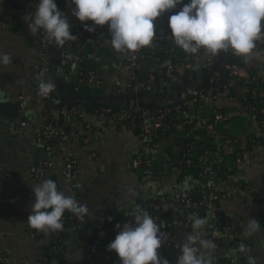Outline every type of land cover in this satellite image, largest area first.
<instances>
[{
	"label": "crops",
	"instance_id": "crops-1",
	"mask_svg": "<svg viewBox=\"0 0 264 264\" xmlns=\"http://www.w3.org/2000/svg\"><path fill=\"white\" fill-rule=\"evenodd\" d=\"M188 2L183 0L182 4L162 15L175 14ZM73 8L75 5H70V0H63L58 8L69 18L71 28L80 23L71 15ZM31 12L29 9L13 12L9 7L0 6V53L12 56L10 65H0V255L9 259L5 264H40L44 256H49V264H79L88 258L86 245L103 220L102 215L122 217L136 205L149 200L154 193H170L176 175L168 172L152 182L140 180L138 171L132 167V159L144 148L141 135L120 127L118 119L95 115L90 104L101 103L102 97L108 94L86 86L73 89L75 86L68 82L58 65L59 46L49 44L45 80L55 82L56 91L50 96L55 104L64 107L60 120L61 144L72 151L78 162V175L75 186H72L63 174L59 146L56 145L55 150L47 154L35 139V132L42 128L46 118L43 105L34 100L35 86L31 81L38 34L29 32L22 19ZM82 52L88 67L100 79L118 86L129 85L132 72L156 70L165 62L140 63L132 71L124 62V52H116L106 39L96 42L86 40L82 44ZM223 54L224 51L215 55L206 54L203 50L200 58L185 67L174 81L159 77L150 91L142 93L138 100L140 106L166 105L186 98L194 88L203 85L201 81L204 77H214L215 67ZM241 58L240 79L255 77L260 81L261 94H264V46L257 43L251 56ZM183 82L186 83L184 87L181 86ZM22 89L28 95L23 110L17 99ZM216 103L231 115L228 122L216 127L217 132L242 140L239 145L248 147L247 139L253 134L255 120L242 113L236 98L222 95ZM21 120L27 121V134L8 130L10 123ZM85 125L101 131L89 147L82 144ZM209 144L216 146L214 140ZM161 149V143H157L149 147L148 152L164 164ZM44 157L53 158L56 166L46 170L43 177L54 180L59 190L66 195H74L89 209L84 222L77 216L68 223L65 241L57 252L53 250V232L46 234L27 223L31 204L35 200L32 185L41 182V178L34 174L35 164ZM232 170L235 172L233 179L215 181L211 189L204 188L206 204L203 218L208 220L203 229L204 238L209 239L211 209L207 203L211 201L225 220H244L243 225L233 233L222 234L221 259L242 264V253L233 255L231 250L238 248L237 243H243L250 249L247 256L256 258L257 264H264V143L253 153L245 154L240 162L232 166ZM207 182V179L190 173L178 180L176 187L180 190L200 185L206 187L210 184ZM231 189L234 194L223 196ZM248 219H255L260 224V231L250 237L243 235ZM191 232L192 228L186 230L182 237Z\"/></svg>",
	"mask_w": 264,
	"mask_h": 264
},
{
	"label": "built area",
	"instance_id": "built-area-1",
	"mask_svg": "<svg viewBox=\"0 0 264 264\" xmlns=\"http://www.w3.org/2000/svg\"><path fill=\"white\" fill-rule=\"evenodd\" d=\"M63 0H55L60 8ZM39 0H0V6H6L13 12L23 9L35 10ZM169 14L156 18L154 25L156 35L149 46L142 47L135 52H124V62L132 70L140 63L156 61L159 54H165V62L159 72L160 77L166 81H174L185 67L194 64L201 56L203 48L196 54L185 53L179 46L174 44L168 26ZM85 25L92 26V21L80 22L74 25L70 31L77 36L76 40L66 41L58 49V65L64 72L65 78L75 87H90L101 90L105 94H112L116 97L134 96L150 91L155 82L152 75L141 80L136 73L132 72V82L129 85L118 86L112 82L100 79L97 73L88 67L85 56L82 52V44L86 40L99 41L106 39L111 42L107 24L95 26L94 31L85 30ZM170 35V36H169ZM264 46V21H262V38L255 44ZM49 43L43 31L38 33L34 62L31 68V81L34 83V100L43 105L45 111V123L42 128L35 132L36 141L42 145L46 153H52L58 145L61 151V164L64 176L75 186L78 175V162L72 151L61 144L62 132L60 120L64 107L55 104L50 94L42 95L38 90L40 82L45 80L47 50ZM226 56H221L214 71L216 78L215 86H203L194 88L190 95L181 101L171 105H155L152 110L146 106L118 105L113 110L112 106L102 105L93 111L95 115L105 116L119 120V126L135 132L143 138L144 148L138 151L132 159L133 169L138 171L139 178L144 182H152L159 176L166 173L176 175L173 182V189L170 193H154L149 200L138 204L146 210L161 228L159 233L163 240V246L158 249V254L169 261V264H176L180 254V246L184 243V232L191 228L190 214H198L204 217L205 201L203 199L204 188L211 189L215 181L229 180L234 178L232 166L240 162L245 154L253 153L254 149L264 143V96L260 91V81L255 77L240 79L238 70L240 65L233 61L236 56L231 50ZM227 73L229 79H218L220 74ZM230 93V94H229ZM232 93V94H231ZM236 98L239 100L242 113L251 116L255 120L253 134L250 142L252 146L245 148L240 146L241 141L226 134L218 133L216 127L220 123H226L231 115L217 106L220 96ZM17 99L19 107L24 109V102L28 95L21 90ZM258 102L261 104L257 106ZM261 113V117H256ZM26 120L19 122L18 132L27 134L25 127ZM8 130L16 132L14 123L8 125ZM100 130H94L90 125H85L82 132V144L89 147L92 140L100 135ZM214 140L216 146L209 144ZM161 143L163 163H160L155 155L148 152L149 147ZM240 144V145H239ZM95 155V153H93ZM56 166V161L51 157L39 158L35 164L34 174L45 180L44 172ZM197 177L207 179V185H200L191 189L180 190L176 187L178 180L183 176L193 173ZM234 190H228L223 196L229 197ZM211 195V194H209ZM211 209V223L209 239L216 248L212 253L213 264H235L221 259V236L224 232L233 233L240 228L244 220L227 221L211 201L207 203ZM137 205L130 210L133 211ZM76 215L65 211L62 222L63 231H54L55 240L53 250L57 252L65 241V232L68 230V223L76 219ZM102 221L97 227L95 234L86 245L88 258L79 264H120L114 251H107V245L114 240L119 229L125 222H130L133 217L106 216L102 215ZM238 246L241 243H237ZM247 264V253H242ZM9 259L0 255V263H8ZM40 264H49V256H44Z\"/></svg>",
	"mask_w": 264,
	"mask_h": 264
},
{
	"label": "clouds",
	"instance_id": "clouds-1",
	"mask_svg": "<svg viewBox=\"0 0 264 264\" xmlns=\"http://www.w3.org/2000/svg\"><path fill=\"white\" fill-rule=\"evenodd\" d=\"M183 0H70L75 5L71 15L80 22L92 21L85 30L92 32L95 26L107 24L111 46L116 52H135L152 44L156 35L154 21L164 12L175 9ZM28 31L36 35L43 31L49 44L62 46L66 41L76 40L71 34L69 18L61 12L55 0H39L35 10L22 17ZM264 21V0H189L181 10L169 16V34L174 43L185 53L196 54L201 48L213 55L231 50L234 55L249 57L262 38ZM12 56L0 53V65L8 66ZM56 84L51 79L39 83L42 95L54 93ZM35 196L31 204L28 225L44 233L63 231L62 217L65 211L78 216L84 222L89 209L74 195H66L58 189L52 179H45L32 185ZM133 217L122 226L114 240L107 245V251H114L120 264H169L158 254L163 246L159 233L160 225L139 205L128 213ZM192 232L184 238L176 264H213L212 253L216 245L204 238L203 229L207 218L198 214L188 216ZM260 231L255 219H248L244 236ZM232 254L249 253L250 249L241 243ZM247 264H257L256 258L247 256Z\"/></svg>",
	"mask_w": 264,
	"mask_h": 264
},
{
	"label": "trees",
	"instance_id": "trees-1",
	"mask_svg": "<svg viewBox=\"0 0 264 264\" xmlns=\"http://www.w3.org/2000/svg\"><path fill=\"white\" fill-rule=\"evenodd\" d=\"M227 55V52L226 53H224L222 56H226ZM165 58H166V55L165 54H159V59L160 60H165ZM233 61H235L236 63H238L239 65H242L243 64V58H241L240 56H232V58H231ZM161 67H159L158 69H156V70H150V71H144V72H139V73H136V75H137V77H139V79H141V80H144V79H147V77L148 76H150V75H152L154 78V82H156V80H158V78L160 77V75H159V72H160V69ZM218 79H224V81H225V79H229V77H228V75H227V73H224V72H222L221 74H220V77L218 78ZM204 85H199L198 87H203ZM80 88V87H79ZM79 88H74L73 87V89H76V90H78ZM230 94V93H229ZM232 94V93H231ZM110 96H115V95H112V94H110ZM263 97L264 96H260L259 95V98L262 100L263 99ZM181 101V100H180ZM260 102H258V104H257V106L258 107H260L261 106V104H259ZM172 104V103H171ZM171 104H166V106L167 105H171ZM102 105H106L107 106V104H102V103H99V102H93V103H91L90 104V108L92 109V111H94L95 109H97L99 106H102ZM162 106V105H161ZM164 106V105H163ZM156 106L155 105H151V106H146V108L147 109H150V110H152V109H154ZM113 110H115V109H117V106H115V107H113L112 108ZM261 117L262 115H261V113H259L256 117ZM250 139H251V136L247 139V146L248 147H246V148H250L251 146H252V144H251V142H250ZM192 172H193V170H192ZM194 173V172H193Z\"/></svg>",
	"mask_w": 264,
	"mask_h": 264
},
{
	"label": "water",
	"instance_id": "water-1",
	"mask_svg": "<svg viewBox=\"0 0 264 264\" xmlns=\"http://www.w3.org/2000/svg\"><path fill=\"white\" fill-rule=\"evenodd\" d=\"M215 79H216L215 77L210 78L209 76H206V77H204L202 79L201 84H203L205 86H215V84H216ZM141 96H142V94H139L137 97H134V96L116 97V96H110V95L106 96V95H104L102 97V99H101V103L102 104H107L108 106H112V107L118 106L120 104L125 105V106L134 107L136 105H140V102L138 100L141 98ZM19 122L20 121H17L14 124V129L16 131L23 130V129H20Z\"/></svg>",
	"mask_w": 264,
	"mask_h": 264
},
{
	"label": "flooded vegetation",
	"instance_id": "flooded-vegetation-1",
	"mask_svg": "<svg viewBox=\"0 0 264 264\" xmlns=\"http://www.w3.org/2000/svg\"><path fill=\"white\" fill-rule=\"evenodd\" d=\"M194 83V81H192L191 80V84H193ZM179 84V83H178ZM186 83L185 82H183L182 84H181V86H183L184 87V85H185ZM169 95V94H168Z\"/></svg>",
	"mask_w": 264,
	"mask_h": 264
}]
</instances>
